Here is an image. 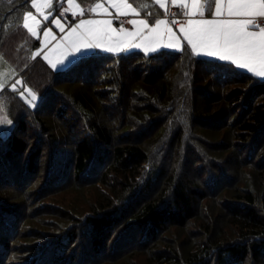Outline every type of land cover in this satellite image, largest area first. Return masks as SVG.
Here are the masks:
<instances>
[{
	"label": "trees",
	"instance_id": "obj_1",
	"mask_svg": "<svg viewBox=\"0 0 264 264\" xmlns=\"http://www.w3.org/2000/svg\"><path fill=\"white\" fill-rule=\"evenodd\" d=\"M29 1L0 0V56L22 79L0 94L12 121L0 134V264H264V80L187 46L53 70L31 58ZM142 3L141 15L158 16ZM25 86L33 107L19 95ZM42 158L37 199L91 177L106 193L85 216L44 197L33 214L50 230L33 232L7 197L29 192Z\"/></svg>",
	"mask_w": 264,
	"mask_h": 264
},
{
	"label": "snow or ice",
	"instance_id": "obj_2",
	"mask_svg": "<svg viewBox=\"0 0 264 264\" xmlns=\"http://www.w3.org/2000/svg\"><path fill=\"white\" fill-rule=\"evenodd\" d=\"M66 3L68 7L64 8L60 16L62 17L72 8H80V12H72V16L75 18L79 15L81 19L66 33L60 18L53 20V23L60 28V32L64 33L61 40L50 49L54 55L59 51V56L63 59L58 58L57 62L53 63L48 55L44 56L53 69L57 68V63L63 64L69 54L80 53L83 57L85 52L82 50L86 49L104 48L108 52H119L129 47H138L143 48L147 54L149 50L156 51L161 46L176 48L178 42L174 38L172 27L168 25L179 23V31L183 34L182 39L186 41L185 46H190L194 55L203 54L218 57L222 61L230 60L239 68L264 77V24L259 23L257 19L264 18V0H184L178 5L180 11L174 15L185 16L187 18L185 21L179 22L176 19L168 21L159 18L152 20L151 23L146 18L120 21L121 25L131 24L133 30H126L123 26L118 29L113 28V21L109 17L115 16L117 20L130 15L139 17L140 11L146 7L142 0L95 2L94 6L88 10L104 17L100 19L83 18L85 10L80 4H74L73 0H66ZM173 3L175 4V0ZM47 6H51V0H48ZM32 7H37L36 0H32ZM165 7L164 3H160V8ZM206 13L212 18H205ZM147 15L151 16L152 13L149 11ZM44 19L47 20L48 16L44 15ZM29 20L36 24L39 21L31 13L24 15L23 27L35 37L38 34L29 25ZM44 36L56 39L50 29L44 32ZM45 46H47V39ZM38 54L34 53L32 58L35 59ZM74 59H76L75 56ZM17 84L22 82L16 80L12 84L13 91H19L16 88ZM3 88L4 84L0 83V89ZM25 91L29 90L25 89ZM29 95L31 96L29 103L36 100L35 94L29 91ZM20 96L24 97L23 91L20 92ZM3 123L11 124L12 121L7 119L6 115L0 116V124Z\"/></svg>",
	"mask_w": 264,
	"mask_h": 264
},
{
	"label": "rangeland",
	"instance_id": "obj_3",
	"mask_svg": "<svg viewBox=\"0 0 264 264\" xmlns=\"http://www.w3.org/2000/svg\"><path fill=\"white\" fill-rule=\"evenodd\" d=\"M160 10L158 16L156 17L159 19H165V13H168L170 10L172 9H179L178 5L182 4L184 2V0H175V4L173 3V0H151ZM95 2H100V0H73L74 4H80L81 8H83L85 10V16L83 18H96V19H100V18H104L101 15L98 14H93L91 13L88 9L92 6H94ZM116 2H120V0H116ZM160 3H164L165 4V8H160ZM36 4L37 7L34 8L32 7V0L29 1V5H30V10L26 13H31L33 16L36 17V20L39 21L38 24L34 23L33 21L29 20L28 23L31 27H33V29L37 32V36H35L36 39H38L39 41V46L37 49H35L32 53H31V58L33 57L34 53H39L38 55L35 56V59L37 57H40L51 69H53L50 65V63L48 62V60L44 59L45 55L49 56V59L52 60L53 63L57 62V59H63V57L59 56V51L54 55L50 52V49H52L62 38V36L64 35V33L60 32V28L56 26V24L53 23V20L55 18H60V22L61 24L64 26L65 29V33L69 30V28L71 26H73L74 24L78 23L79 20L81 19V17L79 15H77L75 18H72V12H76L79 13L80 12V8H72L69 12H65L64 15L61 17L60 14L61 12H63L64 8L68 7L66 0H51V6H47L48 5V0H36ZM63 4V6H62ZM111 11H114V9H110ZM44 15L48 16V19L45 20L44 19ZM129 18H135V19H140L142 18L141 13L139 17H135V16H128ZM112 19L113 21V28H119L121 26H119L117 23L115 24L114 22L118 21L115 16L113 17H109ZM121 18H125L127 20V17H120ZM149 21V20H148ZM151 23V22H149ZM22 24H24V17L22 20ZM170 27H172L173 29L175 28L174 25H169ZM163 27V26H162ZM51 30V34L54 35L56 37V39H52L51 36H49L48 38H45L44 36V32L46 30ZM179 30V27H178ZM34 37V36H33ZM47 39V46H45V41ZM160 49H166V48H160ZM158 50V49H157ZM167 50V49H166ZM170 50H174L173 48ZM176 51H179L180 49H175ZM85 52V55H96L99 53H113V52H108L106 51L104 48H93V49H86V50H82ZM115 54V53H113ZM144 54H146V52H144ZM148 54V53H147ZM84 55V56H85ZM74 56L76 57V59L80 58L81 55L80 53H74V54H69L67 55V59H64V63L60 64L57 63V68L60 69H67L71 66V63L76 61V59H74ZM33 59V58H32ZM34 60V59H33ZM71 61V62H70ZM53 69V70H56ZM16 80H20L22 82V79L20 78L19 74L3 59L2 56H0V83L4 84V88L0 89V94L5 90V89H12V84L16 81ZM21 84H17L16 88H20ZM25 89L29 90L32 94L33 91L25 86L22 87L21 91L24 92V97H22V99L24 101H26L31 107H33L35 105V103L37 102V97L36 100L33 101L32 103H29L28 101L31 99V96L29 95V91H25ZM20 95V92H19ZM36 96V95H35ZM0 109H2V111H0V116H4L3 114L7 115L8 110H6V108H4L2 106V103L0 101ZM72 111V110H71ZM70 113V111L68 112ZM73 113V112H72ZM55 122V121H54ZM60 125L59 127L61 128V126H63V130L64 132H66V127L63 124V121L61 122L60 120H58ZM57 122V123H58ZM56 123V122H55ZM66 123H68L69 125H73L70 124L69 121H67ZM81 124H77L74 126H71V128L76 129V128H80ZM11 124L8 123H3L0 124V134L1 135H5L8 130L10 129ZM29 136H31L30 140L33 141V137L35 140V135L33 134L32 130H29ZM76 135V134H75ZM76 137V136H73ZM67 141L69 143L72 144V137L71 136H67ZM46 147V152L44 153V155L46 157L49 156L48 152H47V145L45 144ZM43 162L42 164L43 167H41V163L38 162V164L40 165V174H36V178L31 179L30 181V189L28 193L23 194V191L21 190L20 193H18L15 197L14 194H10L9 198L7 197L8 201L14 200V204H16V206L20 209V213L22 214L23 217H25L27 215V217L29 218V222H27L26 224V230L30 229V226L33 228L31 229L33 232H36L37 230L41 229V230H50V228L46 229L45 225L47 224L46 222H42L39 217L40 215L38 214H33L36 213V209L34 208L36 205H41V201L42 199L47 198V204H49V206H54L53 203L50 202H55L56 204H62L64 206L67 207H72L75 208L78 212L79 216L82 215H88L90 213V209L94 208V203H96L97 201H101V197L106 193V188L104 186H102L100 183H95L96 181H94V179L88 178L86 179V181L81 180V181H77L76 179H70L68 182L71 183V186L68 187V189H63L61 191H57L55 188H50L48 187L46 190L40 191V195H41V199H37L35 197V193L38 191V187L43 184L44 180L46 179L45 177V170L47 168L48 162L47 159H41ZM2 188H4L5 186H1ZM80 187V188H78ZM75 188V189H73ZM59 189V188H58ZM15 190V189H13ZM56 190V191H54ZM54 191V192H53ZM47 193H51V195L47 196ZM53 193V194H52ZM20 195L23 196V198L20 201ZM15 198V199H13ZM16 198H19L16 199ZM28 203V206L23 209L22 207H24V202ZM26 206V205H25ZM38 209V208H37ZM33 214V215H32ZM69 214V213H68ZM71 217H73L74 220V216L69 214ZM41 219H45L49 220L50 217H46V216H41ZM59 223H62L65 225V227L67 226V222H63V220H58ZM73 223H76V221H74ZM44 224V225H41ZM52 225V223H49ZM64 227V226H63ZM39 228V229H38ZM45 228V229H43ZM55 231H59L60 230V226H55ZM121 230V229H120ZM118 230L117 233L120 231ZM24 228H21V230H19L20 235L24 234ZM122 231V230H121ZM174 231V230H173ZM19 232L17 233L16 230V234H14V236L17 237V239L19 240L20 238L24 239L23 237H18ZM176 232V231H174ZM39 234V232H38ZM119 234V233H118ZM25 235V234H24ZM23 235V236H24ZM117 235L115 234L113 236V241L116 240ZM185 238V237H183ZM15 246H11L9 248V250H16L17 248H19L20 245H23L21 243H19L18 241H16ZM261 249L264 250V244H262ZM112 264V263H111ZM115 264V263H114ZM116 264H127V261L121 260L119 263L117 262Z\"/></svg>",
	"mask_w": 264,
	"mask_h": 264
},
{
	"label": "crops",
	"instance_id": "obj_4",
	"mask_svg": "<svg viewBox=\"0 0 264 264\" xmlns=\"http://www.w3.org/2000/svg\"><path fill=\"white\" fill-rule=\"evenodd\" d=\"M160 11V10H159ZM142 16V18H146L147 20H149V22H151L152 20H154V19H156V17H154V18H152V19H150L148 16H144V15H141ZM166 16V15H165ZM166 18V17H165ZM205 18H212V17H210V16H208L207 15V13H206V15H205ZM128 19H133V18H129V17H127V20ZM187 18L184 16V18L180 21V22H183V21H185ZM258 19V21H259V23H261V24H264V18H257ZM115 23V22H114ZM116 24V23H115ZM169 26V25H168ZM131 29H126V30H133V26L131 25ZM163 27H165V26H163ZM174 29H173V33H174V38L177 40V42H178V46L176 47V48H173L174 49V51H176L175 49H182L183 47H185V45H186V41H184L183 39H182V33L178 30V27H180V24H178V25H174ZM165 40H167V36L165 35ZM189 49H190V46H187ZM160 48H166L167 50H170V49H172V48H169V47H163V46H161V47H158L157 49L158 50H160ZM157 49H156V51H157ZM129 51H139V52H141V53H144L145 51H144V49L143 48H138V47H129V48H127L126 50H122V51H119V52H113V53H115V54H122V53H126V52H129ZM152 52H155V51H151V50H149L147 53L149 54V53H152ZM112 53V54H113ZM111 54V53H110ZM90 55H92V54H90ZM85 56H88V54L87 55H85ZM85 56H83V57H85ZM197 56H201V57H205V58H210V59H216V60H219V61H222V60H220L218 57H215V56H213V57H209V56H206V55H203V54H197ZM80 58H82V57H80ZM80 58H78V59H80ZM78 59H76V61L78 60ZM76 61H74V62H72L71 63V65L72 64H74ZM223 62H228V63H231V64H233L230 60H223ZM237 69H239V70H241V71H244V72H247V73H249V74H251V75H253V76H255V77H257L258 79H260V80H264V77H259V76H256V75H254V74H252V73H250V72H248V70L247 69H241V68H239L237 65H235V64H233ZM56 70H63V69H60V68H58V69H56Z\"/></svg>",
	"mask_w": 264,
	"mask_h": 264
},
{
	"label": "built area",
	"instance_id": "obj_5",
	"mask_svg": "<svg viewBox=\"0 0 264 264\" xmlns=\"http://www.w3.org/2000/svg\"><path fill=\"white\" fill-rule=\"evenodd\" d=\"M178 11H180V9H172V10H170L165 16L166 19L168 21H171L172 19H176L177 21L180 22L184 18V16L183 15H174ZM71 17L73 18V16H71ZM121 20H126V19L125 18H121L118 21H116L119 26H123L125 29H131L132 28L131 25L127 24V23H124L123 25H121V23H120ZM178 24H176V25H178Z\"/></svg>",
	"mask_w": 264,
	"mask_h": 264
}]
</instances>
